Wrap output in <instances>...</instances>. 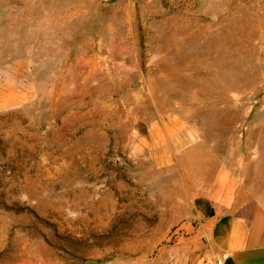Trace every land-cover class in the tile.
Segmentation results:
<instances>
[{"label":"rangeland","instance_id":"374dc122","mask_svg":"<svg viewBox=\"0 0 264 264\" xmlns=\"http://www.w3.org/2000/svg\"><path fill=\"white\" fill-rule=\"evenodd\" d=\"M222 187L264 210V0H0V264H180Z\"/></svg>","mask_w":264,"mask_h":264},{"label":"crops","instance_id":"0c3cea01","mask_svg":"<svg viewBox=\"0 0 264 264\" xmlns=\"http://www.w3.org/2000/svg\"><path fill=\"white\" fill-rule=\"evenodd\" d=\"M200 196L210 211L204 218L196 215L200 239L180 252V264H212L220 255L226 257L224 264H264V210L245 207L234 188L222 187Z\"/></svg>","mask_w":264,"mask_h":264},{"label":"water","instance_id":"95a60500","mask_svg":"<svg viewBox=\"0 0 264 264\" xmlns=\"http://www.w3.org/2000/svg\"><path fill=\"white\" fill-rule=\"evenodd\" d=\"M102 2H110L112 0H101ZM210 211L209 203L202 198L201 196H197L193 200V210L192 214H198L200 217H206L208 216Z\"/></svg>","mask_w":264,"mask_h":264},{"label":"built area","instance_id":"2783aa9c","mask_svg":"<svg viewBox=\"0 0 264 264\" xmlns=\"http://www.w3.org/2000/svg\"><path fill=\"white\" fill-rule=\"evenodd\" d=\"M225 259V255H220L214 259L212 264H224Z\"/></svg>","mask_w":264,"mask_h":264},{"label":"bare ground","instance_id":"6f19581e","mask_svg":"<svg viewBox=\"0 0 264 264\" xmlns=\"http://www.w3.org/2000/svg\"><path fill=\"white\" fill-rule=\"evenodd\" d=\"M31 9V8H30ZM28 10V9H27ZM34 11V10H33ZM28 13V12H27ZM21 14V13H20ZM23 14V13H22ZM31 15V14H30ZM219 15V14H218ZM25 16H28V15H25ZM221 16V15H220ZM222 17V16H221ZM20 18V16H19ZM223 18V17H222ZM21 19V18H20ZM217 20V19H216ZM219 20V19H218ZM219 29V28H218ZM184 30V28H180V31L182 32ZM191 35V34H190ZM184 40V37L182 38V41Z\"/></svg>","mask_w":264,"mask_h":264}]
</instances>
